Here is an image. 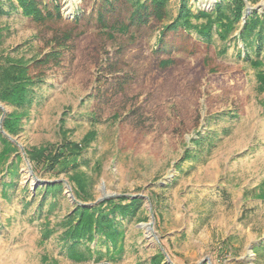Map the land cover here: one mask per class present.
<instances>
[{
    "label": "rangeland",
    "instance_id": "rangeland-1",
    "mask_svg": "<svg viewBox=\"0 0 264 264\" xmlns=\"http://www.w3.org/2000/svg\"><path fill=\"white\" fill-rule=\"evenodd\" d=\"M38 1L42 18L0 0V66L22 60L36 82L12 137L24 151L15 144L19 174L10 178L0 164V264H151L160 246L173 264H264V86L257 76L264 48L258 55L244 47V17L225 38L212 30L206 41L194 29L161 36L180 0H168L161 21L151 17L125 31L117 25L129 21L126 0ZM218 1L233 0L188 4L193 13L209 12ZM243 1L244 15L264 13V0ZM0 106V119L14 109ZM91 130L95 137L80 152L91 181L86 203L144 200L145 220L124 225L115 262L68 256L60 222L79 201L64 173L34 171L25 153L59 143L63 132L81 143ZM56 181L64 190L54 208L38 207L37 188ZM45 226L54 231L44 236Z\"/></svg>",
    "mask_w": 264,
    "mask_h": 264
},
{
    "label": "trees",
    "instance_id": "trees-1",
    "mask_svg": "<svg viewBox=\"0 0 264 264\" xmlns=\"http://www.w3.org/2000/svg\"><path fill=\"white\" fill-rule=\"evenodd\" d=\"M112 1L102 0V3L111 5ZM126 1L130 7L129 21L126 24H116L119 31L127 30L130 23L143 24L151 17L161 21L166 18L168 13V0ZM16 2L24 15L32 18H42L44 16L38 0H16ZM244 6L243 0H233L232 3L218 1L209 12L201 10L193 13L188 0H180L176 16L172 21L162 26L161 36L165 35L166 32L179 29L185 32L194 29L206 41H209L212 30L218 32L220 37L225 38L230 31L236 28L237 21L244 17L239 37L246 49H254L259 55L264 48V13L260 14L256 10H252L249 14L244 15ZM227 9L230 13L226 12ZM49 14L47 12V15ZM102 20L103 16L100 14L99 21L104 25ZM108 27L113 29L115 25ZM1 37L0 32V42ZM262 58L259 59L258 66L260 63H264V56ZM43 61L44 59L38 62L42 63ZM35 63L37 62L35 61ZM257 76L261 88L264 86V74L258 73ZM35 83L29 75L28 64L23 63L22 60H12L7 66H0V102L14 108L11 112L4 114L2 119V129L9 137H14L19 133L21 119L28 116L29 109L34 101L32 87ZM95 134L94 130L89 131L83 137L81 143H78L68 140L66 133L63 132V139L59 143H46L38 147L32 146L26 149L25 153L34 171L39 169L53 173L56 176L64 173L71 185L74 197L79 201V203L73 204L71 211L60 222L62 233L59 238L64 243L68 256L80 261L89 259L92 256L99 258L105 255L109 260L115 262L124 250V225L131 221L138 220L140 222L145 220L140 215L144 200L141 197L115 196L104 198L94 204L86 203L93 200L90 192L91 181L87 173L80 167L81 163L85 162V160H81L80 152L89 145ZM17 151V146L0 132V164L5 167L4 169L10 178L19 174L17 164L21 158ZM13 154L14 157L7 164L8 159ZM99 167V163L96 162L94 169L98 170ZM13 184L12 180L3 184L5 187L2 192L3 197L8 196L6 188ZM63 190L61 181L43 183L36 190V194L41 196L38 207L41 208L43 203L46 202L48 210H52ZM48 197H50V200L47 201ZM53 231L45 226L43 235L47 236L48 233ZM92 242L95 243L93 249L90 247ZM102 246L104 248H101ZM150 263L169 264L159 248L151 256Z\"/></svg>",
    "mask_w": 264,
    "mask_h": 264
},
{
    "label": "water",
    "instance_id": "water-1",
    "mask_svg": "<svg viewBox=\"0 0 264 264\" xmlns=\"http://www.w3.org/2000/svg\"><path fill=\"white\" fill-rule=\"evenodd\" d=\"M1 108H2V107L0 106V109H1ZM2 117H3V114H2L1 119H0V132H1L2 134H4V135H5L10 141H12L14 144H16L17 146H19V147H20V150H21V151L23 152V154H24V151H23L22 147L17 143V141H16L14 138L9 137L8 135H6L5 132L3 131L2 127H1ZM24 158H25V157H24ZM25 161L27 162V165H28V169H29V171L32 173V170H31L30 165H29V163H28V161H27L26 158H25ZM61 181H62V182H65L64 180H61ZM114 197H115V196H114ZM71 199H72L73 201L77 202L74 198H71ZM151 219H152V220L154 219L152 213H151ZM151 224H152V222H150L148 225H151ZM160 249H161V251L163 252V254L165 255V257H166L167 261L169 262V264H173V263L169 260V258L167 257V255L165 254V252L163 251V249H162L161 246H160ZM203 261H204V260L200 261L198 264H202Z\"/></svg>",
    "mask_w": 264,
    "mask_h": 264
}]
</instances>
